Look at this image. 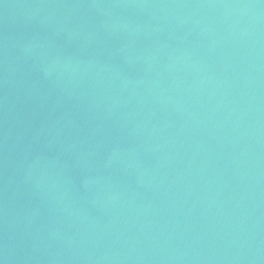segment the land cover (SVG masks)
Returning a JSON list of instances; mask_svg holds the SVG:
<instances>
[{"label":"water","instance_id":"water-1","mask_svg":"<svg viewBox=\"0 0 264 264\" xmlns=\"http://www.w3.org/2000/svg\"><path fill=\"white\" fill-rule=\"evenodd\" d=\"M0 264H264V0H0Z\"/></svg>","mask_w":264,"mask_h":264}]
</instances>
